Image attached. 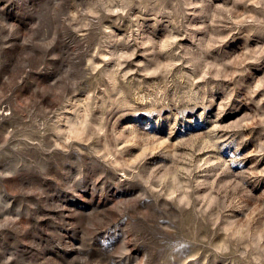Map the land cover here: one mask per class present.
<instances>
[{"label":"rangeland","instance_id":"374dc122","mask_svg":"<svg viewBox=\"0 0 264 264\" xmlns=\"http://www.w3.org/2000/svg\"><path fill=\"white\" fill-rule=\"evenodd\" d=\"M0 264H264V0H0Z\"/></svg>","mask_w":264,"mask_h":264}]
</instances>
